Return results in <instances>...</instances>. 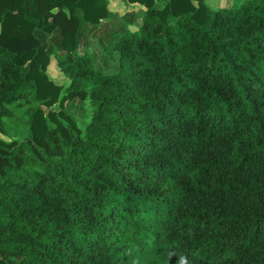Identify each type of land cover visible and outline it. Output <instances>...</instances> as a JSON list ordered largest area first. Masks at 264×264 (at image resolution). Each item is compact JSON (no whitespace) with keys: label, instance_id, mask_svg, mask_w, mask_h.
I'll use <instances>...</instances> for the list:
<instances>
[{"label":"trees","instance_id":"obj_1","mask_svg":"<svg viewBox=\"0 0 264 264\" xmlns=\"http://www.w3.org/2000/svg\"><path fill=\"white\" fill-rule=\"evenodd\" d=\"M120 1L107 73L109 0H0V264H264V0Z\"/></svg>","mask_w":264,"mask_h":264},{"label":"rangeland","instance_id":"obj_2","mask_svg":"<svg viewBox=\"0 0 264 264\" xmlns=\"http://www.w3.org/2000/svg\"><path fill=\"white\" fill-rule=\"evenodd\" d=\"M109 1V8L113 11L112 15L95 32L92 34L86 33L87 44L81 48V51L85 49L89 50L95 58L97 68L107 73H113L119 69V59L118 53L112 48L111 40L119 36L128 26L131 29H135L136 25L141 23L143 10L138 5H128L124 1ZM244 1L246 0H207V3L213 9H217L222 7H238ZM165 2L166 0H158L160 6ZM115 30H118V33ZM101 38L103 39L102 41L100 40ZM48 72L64 86L68 84L69 80L62 76L54 57H51ZM60 108V105L56 106L57 110ZM65 109L83 122L88 121L91 115V104L88 99L68 101L65 104ZM4 124L7 131L13 135L22 137V134L29 132L28 120L23 116L4 118Z\"/></svg>","mask_w":264,"mask_h":264}]
</instances>
